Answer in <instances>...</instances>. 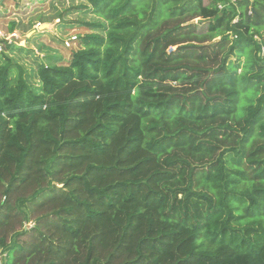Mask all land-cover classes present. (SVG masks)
Segmentation results:
<instances>
[{"label":"trees","instance_id":"obj_1","mask_svg":"<svg viewBox=\"0 0 264 264\" xmlns=\"http://www.w3.org/2000/svg\"><path fill=\"white\" fill-rule=\"evenodd\" d=\"M84 1L36 92L0 54V264H264V0Z\"/></svg>","mask_w":264,"mask_h":264},{"label":"rangeland","instance_id":"obj_2","mask_svg":"<svg viewBox=\"0 0 264 264\" xmlns=\"http://www.w3.org/2000/svg\"><path fill=\"white\" fill-rule=\"evenodd\" d=\"M96 21L100 19L86 9L84 0H3L0 4V30L20 37L8 57L22 68L25 82L35 92L37 68L67 64L80 48V37L90 33L85 24Z\"/></svg>","mask_w":264,"mask_h":264},{"label":"built area","instance_id":"obj_3","mask_svg":"<svg viewBox=\"0 0 264 264\" xmlns=\"http://www.w3.org/2000/svg\"><path fill=\"white\" fill-rule=\"evenodd\" d=\"M241 0H226V2H220L217 4V8L219 10H224L228 8L230 5H233ZM20 37L15 32H5L3 30H0V54H7L9 55L10 50L9 48H12V46L15 43H20ZM260 57L262 58L264 56V46L260 45Z\"/></svg>","mask_w":264,"mask_h":264},{"label":"water","instance_id":"obj_4","mask_svg":"<svg viewBox=\"0 0 264 264\" xmlns=\"http://www.w3.org/2000/svg\"><path fill=\"white\" fill-rule=\"evenodd\" d=\"M3 0H0V4L2 3Z\"/></svg>","mask_w":264,"mask_h":264}]
</instances>
